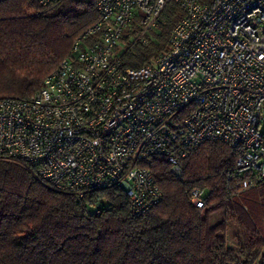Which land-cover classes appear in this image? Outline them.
I'll use <instances>...</instances> for the list:
<instances>
[{
    "label": "built area",
    "instance_id": "1",
    "mask_svg": "<svg viewBox=\"0 0 264 264\" xmlns=\"http://www.w3.org/2000/svg\"><path fill=\"white\" fill-rule=\"evenodd\" d=\"M170 1L182 16L168 50L126 66V47L148 42ZM95 7L98 19L34 94L0 99V159L77 198L118 186L134 217L162 199L153 160L163 157L181 178V160L206 141L239 148L235 172L264 179V0H97ZM206 199L204 189L190 191L192 205L203 208Z\"/></svg>",
    "mask_w": 264,
    "mask_h": 264
},
{
    "label": "trees",
    "instance_id": "2",
    "mask_svg": "<svg viewBox=\"0 0 264 264\" xmlns=\"http://www.w3.org/2000/svg\"><path fill=\"white\" fill-rule=\"evenodd\" d=\"M96 2L0 0V99L39 89L98 19ZM181 16L177 2L166 3L148 42L126 47L124 64L139 68L167 51ZM239 155V148L206 141L181 160V178L155 158L162 199L139 217L118 186L77 198L0 159V264H264V179L236 173ZM193 188L206 191L203 208L189 202ZM215 211L222 217L212 223Z\"/></svg>",
    "mask_w": 264,
    "mask_h": 264
},
{
    "label": "rangeland",
    "instance_id": "3",
    "mask_svg": "<svg viewBox=\"0 0 264 264\" xmlns=\"http://www.w3.org/2000/svg\"><path fill=\"white\" fill-rule=\"evenodd\" d=\"M222 217V215L220 214V212L218 211H215L212 215H211V222H215L216 220L220 219ZM229 230L231 232H235L236 229L234 226H232L231 224H229ZM229 244L232 245V241L231 239L229 238Z\"/></svg>",
    "mask_w": 264,
    "mask_h": 264
}]
</instances>
